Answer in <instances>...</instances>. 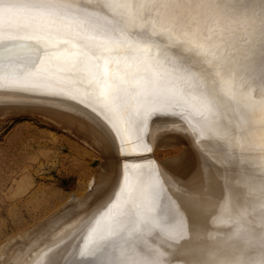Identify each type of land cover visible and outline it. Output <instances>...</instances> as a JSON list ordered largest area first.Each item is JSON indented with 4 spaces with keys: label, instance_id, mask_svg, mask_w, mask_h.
Masks as SVG:
<instances>
[{
    "label": "snow or ice",
    "instance_id": "6c2138e0",
    "mask_svg": "<svg viewBox=\"0 0 264 264\" xmlns=\"http://www.w3.org/2000/svg\"><path fill=\"white\" fill-rule=\"evenodd\" d=\"M65 3L68 0H27L0 7V27L5 14L14 11H24L28 21L25 26L35 24L43 32L55 25L56 18H64L65 13L75 19L92 10L122 25V30L130 32L137 41L145 38L152 41L147 47L155 48L159 57L135 60L132 57L142 47L139 43L101 39L78 27L71 38L62 39L5 37L0 32V53L6 45L19 41L35 45L36 54L29 60L27 69L90 72L87 65H91L100 78L90 76L81 82L83 94L106 109L116 99L144 103L153 96L181 90L197 94L206 107L241 93L245 111L264 108V0H83L67 8ZM12 18L9 15L10 22ZM189 18V24H182ZM193 20L207 23L193 33L190 28ZM90 50L102 54L96 56ZM118 50L129 54L123 64L104 58ZM73 51L78 55H66ZM2 61L0 55V71L4 67ZM24 70L25 67L9 69L13 74ZM73 83L79 92L80 84ZM170 99H175V95ZM148 116L169 119L175 118L176 113L161 105L151 108ZM113 119L124 148H130L129 133L115 116ZM152 151L148 149L149 153ZM129 154L121 152L122 156ZM199 156L204 173V159L213 158L202 151ZM175 182L179 192L184 193L183 182L178 178ZM230 183L251 200V210L232 218L225 240L209 243L195 264H264V163L259 176H244ZM200 204H211L209 194L200 199ZM114 224L120 225V221ZM109 235L119 236L122 244L115 245L101 236L95 248L80 253L81 264H174L168 249L190 237L182 220L150 214L137 221L127 235L123 230Z\"/></svg>",
    "mask_w": 264,
    "mask_h": 264
},
{
    "label": "bare ground",
    "instance_id": "6f19581e",
    "mask_svg": "<svg viewBox=\"0 0 264 264\" xmlns=\"http://www.w3.org/2000/svg\"><path fill=\"white\" fill-rule=\"evenodd\" d=\"M26 2L27 0H0V7ZM82 2L83 0H68L64 7ZM9 15L13 17L11 22ZM25 17L26 13L22 10L11 14L6 13L0 32L5 37L39 36L38 34L44 33L42 36L47 35L49 39H62L71 38L78 27L80 31H87L101 39L139 43L142 47L132 57L135 60L160 55L155 48L147 47L153 43L152 41L146 38L137 41V38L130 32L122 30V25L92 10L83 12L75 19L65 13L64 18H56L55 25L43 32L38 31L35 24L25 26L28 24ZM189 20L191 18L182 21V24H189ZM206 23L193 20L190 23L191 31L198 32L200 27ZM211 26L208 24V27ZM129 27H131V22H129ZM26 45L19 46V48L12 46L14 49L7 46L9 50H3L0 53L3 56L4 65L3 70L0 71V102L24 103L13 102V100L22 101L24 99L51 102L60 109L37 104H30V106L33 105L36 110L44 112H64V116H72L75 120L78 119L77 115H71L69 111L63 109L91 114V119L102 126V133L99 131L97 133L99 140L109 141L112 147L120 153L128 151L130 154L127 156H132L139 153L141 149L150 147L152 135L158 128L173 127L188 130L194 142H197L201 150L207 152L218 163V167L214 172L203 173L201 181L198 180L195 184L191 181L193 184L190 183L191 186H188L191 188L184 185L185 192L181 194L177 189L176 179L173 177L170 179L166 176L167 183L159 181L155 161L153 163L139 158L141 160L139 162L128 163L127 159L123 161L124 157H122L119 161V181L114 180L113 184L105 187L106 191L111 192L110 194L98 200L94 207L86 211L87 213L60 231L46 232L47 227L42 225L37 235L29 239H27L28 236L24 237L25 242L22 239L24 243L36 240L32 246L23 248V251L19 250L20 247L7 249L6 244L8 243L5 244V248L1 245L0 264H50V262L51 264H81L80 253L95 248L101 236L107 237L115 245H120L123 242L120 237H111L109 233L123 230L127 235L137 221L148 214L153 217L168 215L169 220L174 217L182 220L184 229L189 231L190 237L168 249L169 259L174 264H195L200 258L202 249L209 243L225 240L226 230L232 218L251 210V200L241 194L236 186L230 183V180L235 181L244 176L260 175L261 164L264 163V108L257 107L250 112L245 111L242 108L244 99L241 93L234 94L231 100L224 98L219 103L206 107L197 94H189L181 90L176 93L153 96L144 103L124 102L116 99L110 108L106 109L83 94L84 83L81 82H86L90 76L100 78V74L91 65H87L90 72L77 70L76 72L57 73L47 69H27L29 60L36 53H33L30 45L28 47ZM90 52H95L96 56L102 54L98 50H90ZM104 58L109 61L119 60L123 64L129 59V54L124 50H118ZM18 67H25L26 70L19 74L9 71V69ZM73 82L80 84L79 92L76 91ZM53 92L61 94L51 95ZM171 95H175V99H170ZM161 105L166 106L168 112L176 113V117L165 119L159 125L154 124L156 118L150 119L148 112L151 108ZM113 116L129 133L131 147L128 149L124 148L120 140L116 130L118 125ZM87 134L88 141L91 139L92 142H98L89 136L91 133ZM105 145L108 146L107 143ZM206 193L209 194L211 204L202 205L200 199ZM213 207L215 211L212 210ZM117 220L123 228L114 224ZM47 225L49 227V223Z\"/></svg>",
    "mask_w": 264,
    "mask_h": 264
},
{
    "label": "rangeland",
    "instance_id": "374dc122",
    "mask_svg": "<svg viewBox=\"0 0 264 264\" xmlns=\"http://www.w3.org/2000/svg\"><path fill=\"white\" fill-rule=\"evenodd\" d=\"M15 42L18 43L13 41L12 45H6L4 51L7 46L14 49L12 46L26 45ZM30 46L36 53L35 45ZM66 55L78 54L74 51ZM63 114L36 110L33 105L24 108L0 106L1 247L8 243L7 249L28 248L36 240L24 243V237L29 239L37 235L42 225L47 227L46 232L60 231L87 213L98 200L111 193L105 187L114 180L119 181L122 157L128 163L139 162V158L155 161L161 183H167L172 177L184 182L200 168L198 151L185 131L168 130L157 138L153 134L152 145L136 153L146 154L136 158L137 161L122 156L109 141L99 140L97 133H102V128L88 115L69 111V114L77 115L79 121L81 119L79 122ZM87 133L98 142L88 141ZM149 148L153 149L151 153H148Z\"/></svg>",
    "mask_w": 264,
    "mask_h": 264
},
{
    "label": "water",
    "instance_id": "95a60500",
    "mask_svg": "<svg viewBox=\"0 0 264 264\" xmlns=\"http://www.w3.org/2000/svg\"><path fill=\"white\" fill-rule=\"evenodd\" d=\"M13 102H24V103H6V101H3V102H0V106H4V105H6V106H9V107H30V105L29 104H37V105H39V106H43V107H49L50 106V108H56V109H60V107H58L57 105H55V104H53V103H51V102H39V101H37V102H35L34 100L33 101H28L27 99H24V100H22V101H17V100H13ZM29 102H32V103H29ZM63 110H65V111H70V112H73V111H71V110H68V109H63ZM85 114V113H84ZM86 115H88V114H86ZM89 117H92L91 116V114L90 115H88ZM165 119H158V118H156L155 119V121H154V124H161L163 121H164ZM168 130H171V131H176V132H182V131H185V133L190 137V139H191V141H192V144L194 145V147L197 149V151H198V154L200 155V152L202 151L201 149V147L198 145V143L197 142H194V139L192 138V135H191V132L190 131H188V130H184V129H177V128H173V127H167V128H161V129H157L156 131H155V137L157 138L161 133H163L164 131H168ZM202 152H204V151H202ZM205 153H207V152H205ZM208 154V153H207ZM144 155H146V154H140V155H134V156H130L131 158H139V157H142V156H144ZM209 155V154H208ZM210 156V155H209ZM211 157V156H210ZM203 163H204V165H205V169H204V173H211V172H214V171H216V169H217V167H218V163L214 160V159H212V160H208V159H204V161H203ZM164 170V169H163ZM165 171V170H164ZM166 172V171H165ZM168 173V172H167ZM202 172H201V157H200V168L198 169V171L194 174V175H192L188 180H186V181H184L183 182V184L186 186V187H188V186H191L190 185V183H192V182H194V184L199 180V181H201V176L203 175V173L201 174ZM171 174V173H170ZM171 175H173V174H171ZM174 176V175H173ZM175 177V176H174ZM175 179H176V177H175ZM192 181V182H191ZM193 184V183H192ZM188 188H191V187H188Z\"/></svg>",
    "mask_w": 264,
    "mask_h": 264
}]
</instances>
